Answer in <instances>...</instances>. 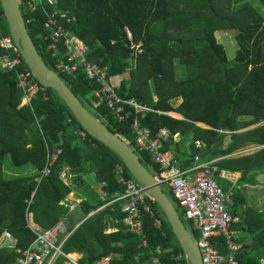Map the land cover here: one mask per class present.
Listing matches in <instances>:
<instances>
[{"label":"trees","instance_id":"obj_1","mask_svg":"<svg viewBox=\"0 0 264 264\" xmlns=\"http://www.w3.org/2000/svg\"><path fill=\"white\" fill-rule=\"evenodd\" d=\"M57 2L60 8L72 12L71 33L84 43L87 61L104 69L111 82L126 74L135 76L136 60L145 69V86L132 78L114 87L122 98L136 100L153 111L132 113L124 121H119L106 104L94 107L97 102L94 93L99 87L82 69L73 76H60L89 112L130 145L134 146L132 123L138 117L154 135L168 128L173 134H193V143L204 139L207 146L220 136L217 130L229 131L233 134L227 150L222 152L224 156L233 149L252 144L264 146V124L252 131L237 133L249 125L264 122V16L255 13L251 19L247 15L240 20V14L252 8L249 3L236 6L231 0ZM20 11L40 56L55 72L44 41L43 16L28 13L22 4ZM225 30L233 31L237 43L232 60L228 59L226 45L220 39V33ZM1 36L10 37L0 6ZM138 46H141L139 54ZM6 58L7 53L0 47V239L8 233L16 244L0 248V264H17L21 252L35 241L36 232L44 233L63 221L70 236L62 249L66 254H81V264H95L111 255V264H187L163 212L150 198L148 203L162 219L163 226L155 227L154 220L145 216L146 246L142 237L130 233L123 224L122 201L89 217L123 193L115 174L117 165L124 169L127 178L133 179L132 176L112 150L84 131L54 91L39 85L30 96L31 105L21 106L23 96L17 88L16 75L2 68ZM178 68L185 74L183 78H176ZM17 69L28 70L21 59ZM177 98L183 99L179 106L173 104ZM171 112L181 114L184 119L168 115ZM196 123L211 129H202ZM81 132L86 133L85 138ZM180 148L173 140L164 146V150H170L177 160L184 162L182 169L186 170L197 154L196 148L193 144L191 155H181ZM58 149L61 152L52 173L39 181L49 152L52 154ZM137 156L152 175L161 173L159 167L150 163L147 154L137 152ZM7 158L15 168L31 167L33 173L6 177ZM254 159L257 164L263 162L260 167H264V148ZM65 169L70 175L69 184L61 179ZM85 179L101 185V193L108 197L97 203L92 202L93 197L83 200L82 218L77 221L61 203ZM244 180L249 183L246 174ZM90 191L95 194L92 188ZM163 191L184 220L169 190L163 188ZM233 202L237 207L234 213H238L242 196L233 194ZM240 216L244 220L239 227H246L253 239L242 249L239 260L241 264H259L264 259V212L258 214L248 209ZM107 217L113 222L114 232L105 231ZM184 223L195 237L197 233L191 225L185 220ZM64 262V257H60L56 264Z\"/></svg>","mask_w":264,"mask_h":264},{"label":"built area","instance_id":"obj_2","mask_svg":"<svg viewBox=\"0 0 264 264\" xmlns=\"http://www.w3.org/2000/svg\"><path fill=\"white\" fill-rule=\"evenodd\" d=\"M23 5L25 11L31 14L43 16L44 41L47 44V52L56 68L58 76H73L80 69L88 79L99 87L94 93L97 100L95 108L100 104H106L112 114L124 121L132 113L144 114L153 110L136 100L122 98L106 71L97 65L91 64L86 59V47L84 43L71 33L74 18L69 9L60 8L57 0H19V6ZM130 39L133 35L128 33ZM0 47L7 53V58L2 63V68L16 75L17 88L22 92L21 106L31 105V94L38 89L39 84L29 70H18L20 56L11 37L0 38ZM136 46H134L135 49ZM140 47H137L138 54ZM72 123V120H68ZM134 134V146L136 154H147L152 165L160 168L161 173L153 175L156 182L169 190L174 197L177 206L184 214V220L199 235L197 240L201 264H241L239 254L242 246L237 241L238 227L243 224V218L233 213V196L224 192L220 185L212 178V170L208 165L200 164L190 171H183L179 161L171 151L164 150V146L177 137L170 129H161L156 135L152 130L142 125L139 118L132 123ZM83 138L85 132H81ZM200 146L201 143L197 142ZM61 149L49 152L45 168L40 172L39 181L52 173V168L60 154ZM199 162L200 158H196ZM115 174L123 186V193L115 197L112 202L122 201V211L125 213L123 224L130 233L145 238V216L154 220L157 228L163 226V221L157 216L156 211L148 203V196L139 184L125 175L124 169L117 165ZM68 175L61 174L65 181ZM105 185V183H103ZM108 196L103 193V199ZM70 210L73 205H66ZM67 232L63 223H59L52 229L39 233L29 248L23 250L17 264H56L60 257H64V264H81V260L74 255L66 254L62 247V236ZM143 246H146L145 239ZM160 251V249H158ZM181 259V256H178ZM112 256L104 257L96 264H111ZM264 264V263H261Z\"/></svg>","mask_w":264,"mask_h":264},{"label":"water","instance_id":"obj_3","mask_svg":"<svg viewBox=\"0 0 264 264\" xmlns=\"http://www.w3.org/2000/svg\"><path fill=\"white\" fill-rule=\"evenodd\" d=\"M0 6L9 35L24 66L32 73L34 79L44 89L56 93L87 134L108 147L119 157L130 176L135 179L144 193L160 207L180 245L187 264H201L196 238L187 231L184 220L175 205L156 182L154 176L141 163L135 150L121 136L112 132L100 118L89 112L60 79V76L45 64L27 25H25L19 0H0ZM257 180L261 185H264L263 174L258 176Z\"/></svg>","mask_w":264,"mask_h":264},{"label":"crops","instance_id":"obj_4","mask_svg":"<svg viewBox=\"0 0 264 264\" xmlns=\"http://www.w3.org/2000/svg\"><path fill=\"white\" fill-rule=\"evenodd\" d=\"M227 31L233 32L232 30H227ZM122 81H123L122 77L112 79V83L115 87H118L122 83ZM168 115L176 119H181V120L184 119V117L181 114H178L175 112H171ZM263 124L264 122H259V123L249 125L248 127L237 131V133H244L247 131H252L259 126H262ZM196 126L202 129H205V130L211 129L210 127H208L206 124H203V123H196ZM216 132L220 136L218 137L217 140L212 139L209 146H207V143L204 139L195 141V143H193V134H189V136H184L183 134L177 133V137L172 140L175 143L180 144L181 155H185V154L191 155V152L193 151L192 150L193 144L197 152L191 166L188 167L186 170L182 169L184 168V162H180L178 160L180 164V168L183 171L187 172V171L197 168L200 164L208 165V167L211 168L212 170L213 180L217 182L222 189L223 188L226 189V191L224 192L229 193L232 196L233 194L239 193L242 196L243 204L240 207H238V213L240 215L242 214L243 211H246L248 209L253 210L254 212L258 214H262L264 212V185H261L258 182L257 178L258 176L262 174L264 175V167H260L261 164H263V162L261 164H257L254 157L256 156L258 151L264 148V146L252 144V145L241 147L238 149H233L229 155L224 156L222 152L227 150L228 144L231 142V135L233 133L229 131H222V130H217ZM221 136L223 137L221 138ZM197 142L201 143V145L198 146ZM196 158H200V161L197 162ZM63 172H66L68 175L67 179L64 182L69 184L70 175L68 174L69 173L68 169H65ZM245 174L247 175V179L249 183H246L244 180ZM253 177H254V181L256 182V185H253L254 183V181L252 180ZM85 181L86 182L81 184L80 187L78 185L75 186L73 192L70 193L69 196L61 203L65 206L66 205L74 206V209L70 210V212L76 218L77 221H79L82 218L80 203L83 200H86L88 197L90 199L93 197L92 198L93 203H97L98 200H102V201L105 200L103 199V193H101V187H102L101 185H97L92 182H87V179H85ZM90 188H92L95 194L92 195ZM113 203L114 202L107 203L106 205L99 208L96 212H93L91 215H89V217H91L95 213L102 211L107 206ZM122 206H121V209H122ZM236 208H237L236 206L233 207V213L234 211H236ZM238 213H234V215L241 217ZM61 223L65 225L64 221ZM245 228L244 229L240 227L238 228L239 234L237 237V241L242 246V249H244L245 246L250 245L253 239L252 236L247 231L248 229H245ZM105 231L106 233H111L115 231L113 222L109 217L106 218V230ZM67 233L68 232H66L61 238V241L63 244L67 240V238L70 236V234H67ZM15 244H16V240L8 233H5L3 237L0 239V248L14 247ZM71 255H74L79 260L82 259L81 254L74 253ZM261 263H264V259L260 260L259 264Z\"/></svg>","mask_w":264,"mask_h":264},{"label":"rangeland","instance_id":"obj_5","mask_svg":"<svg viewBox=\"0 0 264 264\" xmlns=\"http://www.w3.org/2000/svg\"><path fill=\"white\" fill-rule=\"evenodd\" d=\"M231 3L234 5H239V4H244V3H249L250 6L252 7L251 9H246L243 14H240V20H243L244 18L248 17L251 19L256 14H262L264 16V0H231ZM242 25V24H240ZM220 39L221 41L226 45L225 46V51L227 54V57L229 60H232L234 56H236L237 52V43L234 41V33L231 31H222L220 33ZM143 66V65H142ZM134 68L136 70L135 76L126 74L125 76L122 77V80L126 79H132L139 85L145 86L144 78L146 77L145 69L141 68V63L136 60L134 62ZM185 74L181 72V68L177 70L176 72V78H183ZM157 97L155 96V99ZM183 99L182 98H177L173 100V104L175 106H179L182 103ZM5 167L4 171L6 173V177L12 178V177H21L24 175H30L33 173V170L31 167L27 168H22V169H17L15 168L10 159H6L5 162ZM153 174V173H152ZM181 212V211H180ZM196 241L199 239V235H195Z\"/></svg>","mask_w":264,"mask_h":264}]
</instances>
